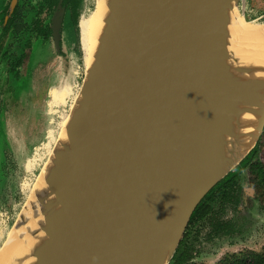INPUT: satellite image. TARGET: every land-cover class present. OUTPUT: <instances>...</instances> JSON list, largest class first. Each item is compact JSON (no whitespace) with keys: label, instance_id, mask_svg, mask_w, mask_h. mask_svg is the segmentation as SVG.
<instances>
[{"label":"water","instance_id":"obj_1","mask_svg":"<svg viewBox=\"0 0 264 264\" xmlns=\"http://www.w3.org/2000/svg\"><path fill=\"white\" fill-rule=\"evenodd\" d=\"M133 7L90 91L83 85L75 128L31 207L69 188L67 199H55L66 217L50 227L49 264H163L173 247L170 262L197 205L260 140L217 182L206 177L214 117L235 81L219 83L231 20L219 0ZM63 12L59 3L51 20L57 52Z\"/></svg>","mask_w":264,"mask_h":264},{"label":"rangeland","instance_id":"obj_2","mask_svg":"<svg viewBox=\"0 0 264 264\" xmlns=\"http://www.w3.org/2000/svg\"><path fill=\"white\" fill-rule=\"evenodd\" d=\"M6 1L0 0V11ZM93 9L94 0H82L79 18ZM236 9L246 22L264 25V0H236ZM32 17L30 11L26 21ZM25 41L22 35L14 40L9 34L0 56V251L19 226L57 148L58 138L53 135L57 117L64 110L75 118L83 99L79 37L71 23L63 26L59 52L52 39H37L30 47ZM255 42L238 37L230 20L219 45L221 86L232 83L242 59L262 50L264 43ZM23 54L21 64L15 66ZM257 158L264 165V128ZM239 183V233L211 235L204 224L189 240L194 258L187 264H235L234 260L245 264L250 257L264 254V198L256 196L247 179ZM233 212L228 209L226 218Z\"/></svg>","mask_w":264,"mask_h":264},{"label":"bare ground","instance_id":"obj_3","mask_svg":"<svg viewBox=\"0 0 264 264\" xmlns=\"http://www.w3.org/2000/svg\"><path fill=\"white\" fill-rule=\"evenodd\" d=\"M234 4V0H219L223 21L231 16L233 30L238 37L241 35L263 44L264 25L246 22L235 11ZM132 11L133 0H94L93 11L79 18L77 28L86 92L90 91L100 73V65L108 61L109 51L115 48V38L120 35V26ZM240 63L238 72L233 76L235 79L233 87L223 96L220 112L214 117L213 135L206 146L208 159L204 161L205 175L212 180L211 183L224 177L246 156L259 138L264 123V44L259 53L255 56L248 54ZM76 117H70L64 110H61L57 117L53 130V135L58 138L55 156L62 152L68 135L75 128ZM51 169H55L52 163L45 174L48 175ZM44 177L38 184L19 226L10 235L4 250L0 251V264L51 263V258L47 255L51 244L50 227L66 217L63 210L56 205L55 199L58 198V201L67 199L69 188L61 186L60 191L55 192L52 197L48 196L44 204L36 205L32 210L35 198L45 191ZM51 208L52 215L44 213V210ZM173 251V247L166 250L163 264L169 262Z\"/></svg>","mask_w":264,"mask_h":264},{"label":"trees","instance_id":"obj_4","mask_svg":"<svg viewBox=\"0 0 264 264\" xmlns=\"http://www.w3.org/2000/svg\"><path fill=\"white\" fill-rule=\"evenodd\" d=\"M48 9H52L59 0H42ZM69 17V21L77 35L78 18L80 15V5L82 0H61ZM8 10V8H7ZM42 7L37 10L35 20L22 21L21 17L15 16L16 10L12 14L5 27H1L0 52L2 50L3 40L7 37L9 31H13L12 39L18 40L23 36L27 45L31 38H43L47 40L50 31L47 27L43 28L39 19ZM6 14V12H5ZM0 37V38H1ZM26 45V46H27ZM22 56L14 65L21 64ZM260 149V140L254 149L243 159L240 164L220 182H218L208 194L201 200L193 211L183 237L171 259L172 264H187L194 258L193 251L189 245V240L198 229L204 227L210 228L209 234L216 236H229L232 233H239V212L236 209L242 187L239 181L247 179L251 188L255 190L257 197L264 198V165L258 160L257 154ZM245 172V174H244ZM234 211L233 215L227 216V211ZM248 257L242 258L246 260ZM235 264H244L241 261H233ZM232 264V262L227 263ZM245 264H264V254L250 257L249 262Z\"/></svg>","mask_w":264,"mask_h":264},{"label":"flooded vegetation","instance_id":"obj_5","mask_svg":"<svg viewBox=\"0 0 264 264\" xmlns=\"http://www.w3.org/2000/svg\"><path fill=\"white\" fill-rule=\"evenodd\" d=\"M10 3H11V0H7L6 1V5L4 6L5 8L2 11H0V18H1V20H0V37H1V32H2L1 31V27H5L7 25L9 19L12 18V14L14 13L15 10L17 12L15 16L21 17L20 19H22V21L26 22L27 14H29L30 11L32 12V15H33L32 19H30V20H35L36 19V15H37V10L40 7H42V10H41L40 15L38 17L40 19L42 27L43 28L47 27L49 29V31H50L49 38L47 40H45L43 38H40V37L35 38V39L31 38L29 44L27 45V43H26V45L28 47H30L32 42L36 41L37 39H42L43 41H48L49 39H52V32H51V28H50L51 27V20H52V17L54 15L56 9H57L58 4L60 3V7L64 10L63 18H62V26H61V40H62L63 26H64V24L66 22L70 23V21H69V17H68V15L66 13L65 8L62 6V1L61 0H59L57 2V4L50 10L47 8L48 6L46 4H44L42 0H17V3L15 5V8H14V10H13L11 15L9 14ZM7 8H8V10H7ZM5 12H6V14H5ZM9 34L12 35L13 31H9V33L7 34V37H8ZM6 38L3 40L2 50H3V47L5 45ZM1 39H2V37L0 38V41H1ZM61 40H60V48H61ZM52 42H53V40H52ZM2 50L0 52V56L2 55ZM21 56H22V59H23L24 58V54L21 55Z\"/></svg>","mask_w":264,"mask_h":264}]
</instances>
